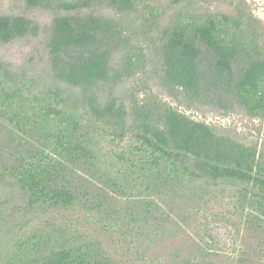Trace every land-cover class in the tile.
Instances as JSON below:
<instances>
[{"label":"rangeland","instance_id":"rangeland-1","mask_svg":"<svg viewBox=\"0 0 264 264\" xmlns=\"http://www.w3.org/2000/svg\"><path fill=\"white\" fill-rule=\"evenodd\" d=\"M154 6L159 15L154 26L143 27L137 21L141 29L132 44L114 52L110 80L81 88L57 79L52 69L48 44L53 19L60 12L31 7L26 0H0V14L23 15L39 26L37 35L10 42L0 38V60L11 74L7 85L28 89L26 94L38 107L41 94L61 89L72 106L85 113L89 112L90 95L101 102L115 99L127 105L173 106L256 146L264 161V117L251 116L223 86L214 83L208 53L201 62L205 96L191 99L166 78L160 36L171 17L185 12L197 18L214 12L250 20L257 37L264 41V0H155ZM93 11L113 15L105 4L95 5ZM87 12V8L79 11L82 15ZM243 67L240 58L234 64L236 76ZM1 80L5 79L0 74ZM42 111L38 108V113ZM35 134L30 126L21 131L15 121L0 117V264H30L39 256L36 243L46 238L56 244L79 241L76 244L93 257L117 264H264V213L259 210V200L248 191L251 185L229 179H196L184 166L169 162L157 171L160 174L142 167L133 180L127 177L119 191L112 186L110 177L119 172L126 176L128 165L119 166L111 155L135 140L132 131L120 135L97 132L95 141L102 152L98 168L92 172V190L74 206H32L28 193L7 169L23 153L45 144Z\"/></svg>","mask_w":264,"mask_h":264},{"label":"trees","instance_id":"trees-1","mask_svg":"<svg viewBox=\"0 0 264 264\" xmlns=\"http://www.w3.org/2000/svg\"><path fill=\"white\" fill-rule=\"evenodd\" d=\"M26 2L31 7L60 12L53 19L48 44L52 69L57 79L81 88L108 82L114 52L132 44L141 29L139 22L143 27L154 26L159 18L155 0ZM99 4L109 6L113 15L93 11ZM84 8L88 12L82 15L79 11ZM38 32L39 26L26 16L0 14V38L4 42ZM160 36L166 78L184 89L191 99L205 96L201 62L208 53L214 83L223 86L251 116L264 117V41L259 40L250 20L244 22L243 17L214 12L191 18L183 12L171 17ZM240 58L244 67L242 74L236 76L234 64ZM0 74L5 79L0 81V117L15 121L21 131L30 126L45 142L40 149L20 155L7 169L28 193L32 206H74L92 190V172L98 168L102 152L95 141L97 132L120 135L132 131L135 140L124 151L111 155L119 166L128 165L126 176L119 172L110 177L118 191L128 178L133 180L137 169L149 167L157 175L171 162L175 167L184 166L189 176L196 179H229L251 185L248 191L259 200V210L264 213V161L256 146L173 106L153 107L140 102L127 105L115 99L101 102L98 96L90 95L89 112L85 113L74 108L61 89H50L41 94L38 107L26 94L28 89L7 85L11 74L2 60ZM13 107L22 109L14 111ZM38 108L43 111L38 113ZM72 242L56 244L48 238L38 241L35 246L39 256L30 264H117L105 257H93L76 244L79 241Z\"/></svg>","mask_w":264,"mask_h":264}]
</instances>
